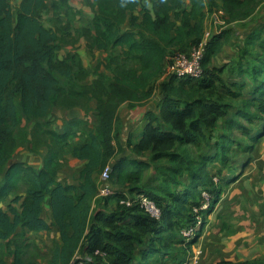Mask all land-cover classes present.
Listing matches in <instances>:
<instances>
[{"label":"trees","instance_id":"obj_1","mask_svg":"<svg viewBox=\"0 0 264 264\" xmlns=\"http://www.w3.org/2000/svg\"><path fill=\"white\" fill-rule=\"evenodd\" d=\"M221 1V8L235 20L251 15L257 0ZM91 5L96 11L90 47L106 51L120 47L122 51L107 57L113 67L112 75L98 72L91 85L81 86L78 78L82 77L84 66L77 53L63 57L59 54L65 39L57 28L64 16H75L71 0H22L17 10L10 0H0V240L6 244L10 264H41L26 259V248L37 244L28 241L25 234L42 232L51 225L57 227L61 242L50 251L49 264H71L78 253L92 256L94 264H169L168 256L180 261L179 256L190 251L201 233L187 242L181 230L195 223L194 209L205 201L203 193L198 200L191 189L206 180L204 170L209 167L192 165L191 159L176 152L177 148L200 144L204 159L228 167L226 148L219 140L224 134L220 121L240 114H236L237 106L229 108L222 101L223 95L232 94L244 106L254 107L264 115V58L260 61L262 66L255 64L247 71L254 84L251 97L246 99L240 91L225 84L220 74L222 68L209 67L225 38L224 32L213 35L203 61V78L170 76L160 83L159 115L148 112L149 122L133 147L138 156L123 154L116 158L110 179L114 192L98 197L95 176L102 173L121 149L117 143L120 105L128 102L131 107L153 96L156 81L165 73L170 49L178 47L177 51L189 52L199 44L205 32L206 3L205 0H96ZM46 10L53 13L47 21L56 28L46 25L43 17ZM263 27L264 23L256 37L261 36ZM63 29L69 30L70 26ZM261 46L264 48V40ZM63 81L70 83L68 90L61 85ZM232 83L244 86L237 81ZM256 93L258 96H254ZM16 94H19L18 104ZM61 95L67 96L69 107L73 106L70 100L74 98L97 100L98 124L86 128L84 141L72 147L74 156L85 161L78 184L58 179L65 160L63 151L74 132L70 127L57 132L44 126ZM240 111L244 116L249 115L246 110ZM23 115L35 120L40 130L39 142L51 140L50 153L38 170L22 162L9 164L16 148L14 130ZM246 119L254 123L247 131L248 140L258 141L264 134V118ZM229 122L237 123L233 118ZM145 153L149 154V160L140 158ZM162 159L175 164L171 167V179L176 187L173 191L159 182L156 172L155 177L144 181L145 170ZM231 161L238 163L235 158ZM218 170L222 173L221 167ZM24 176L27 177L25 193L16 194L7 209L4 208L3 202L15 192ZM219 177L216 173L213 180ZM223 189L221 181L217 186L204 188L211 196V209L201 211L205 224ZM138 194H147L156 202L163 212L161 219L151 217L138 203L121 202ZM47 199L51 224L43 217ZM94 199L97 208L92 205ZM20 201L19 209L15 204ZM19 227L21 231H17ZM97 250L105 252L106 258L95 254ZM0 264L6 261L0 259Z\"/></svg>","mask_w":264,"mask_h":264},{"label":"crops","instance_id":"obj_2","mask_svg":"<svg viewBox=\"0 0 264 264\" xmlns=\"http://www.w3.org/2000/svg\"><path fill=\"white\" fill-rule=\"evenodd\" d=\"M221 2V0H205V28L208 24L209 8L214 9V6L221 4ZM19 5L20 4L16 5L17 9ZM71 5L75 12V16H72V18L64 16L59 21L60 29L59 27L57 28L58 32H60L59 34L65 39V43L59 54L60 57H63L71 52L77 53L84 66L83 75L81 78H78L79 84H81V86H89L93 83L94 79H96L98 72L106 71V73H109L102 61L111 53L119 54L122 50L120 47H115L109 51L97 47H90L93 41L92 37H90V33H94L93 17L96 8L86 2L82 3L80 6H76L71 1ZM52 16V12H49L48 16L43 15V17L48 18ZM225 17H228L227 12H225ZM45 23L48 26L55 27V25L49 21L45 20ZM262 23H264V19L261 18L248 28L236 31L226 30L224 32V37L226 42H228L223 44L218 52L219 54L217 53L213 58V64L216 67L224 68L222 78L225 84L228 85L229 88L238 87L239 91L246 99L251 97L254 84L252 76L248 74L247 71L255 64L263 65L260 61L264 58V48L261 46V42L264 40V27L261 29V36L256 37L257 33L260 32L259 27L262 26ZM66 26H70V29H63ZM260 53L262 56H258ZM234 81H237V83H244V86L239 87L232 83ZM254 96H258V93ZM152 98L153 97H150L147 100L137 102L131 107L128 102H125L127 106L123 108L121 112L119 109L120 118H118L117 122V143L121 145V149L118 151L115 158L109 161L110 164H113L116 158L123 154H128L132 157L138 156L133 147L140 140L142 132L149 122L148 112L152 111L159 115L160 111L161 94ZM70 102H73V106L71 107L54 106L47 118L48 122L47 124L45 123L44 126L46 129H53L57 132H59L58 128L65 131L70 127L72 133L74 132L68 147L63 151L65 160L63 166L59 170L58 179L64 183L78 184L79 172L84 167L85 161L74 156L72 147L84 141L85 134L88 132L85 128H93L98 124L99 118L96 114L97 100L95 98L90 100L74 98L70 100ZM142 105L150 109L137 124L133 123L129 138L127 139V144H123L120 139V134L124 127L130 124L134 119L131 118V111ZM125 120L128 121L127 125L126 123L124 125ZM78 122H81V124H77ZM161 124L164 125L166 129L169 128L163 121H161ZM18 126L19 128H15L14 130L16 148L11 155L9 164H12V160L24 159L22 162L23 164L37 170L41 169L44 165L45 158L50 153L49 146L51 140L48 139L47 142H39L40 130L36 128L35 120L27 119L24 115ZM263 136L264 134L258 141L248 140V150L242 149V151H240V148L234 149V153L229 160V171L226 167L215 165L217 171H219V167L222 168L221 184L224 189L221 197L215 204V207L209 212L206 224L198 239L192 244L190 251L180 255L179 257L182 258L180 261L173 260L171 256H168L167 260L169 264H188L192 253L196 250H200L196 264H218L222 261H231L235 264H264V164L260 158L258 159V155L257 157L253 156L255 145L261 142ZM43 139L45 140V137ZM129 139L130 143L128 142ZM261 151L264 154V143L262 144ZM246 152L248 155L249 152L252 153V155H249V158L250 160L256 161L255 163H250L251 165L248 166V168L246 166L241 168L236 161L235 163L231 161L233 158L239 161L241 153L245 155ZM140 158L149 160V154L145 153L141 155ZM262 158H264V156H262ZM154 172L153 167L147 168L144 174V181L149 180L151 176L155 177ZM236 176L237 178L232 180ZM95 180L99 186V190L107 183L102 180L101 174L96 175ZM153 182L154 181L151 183ZM158 183L159 182H157V185ZM26 188L27 177L24 176L15 192L9 194L6 201L3 202V207L7 209L15 195L24 194ZM96 200L97 199L93 200L92 205L97 208ZM15 205L20 209L21 201ZM43 217L47 223H52L53 219L48 199L44 204ZM17 231H21V227H19ZM25 238H27L28 241L36 243L41 251L46 253H49L55 245L61 242L59 231L55 225H51L49 229L39 233L26 231ZM6 252V244L0 240V259H4L6 264H10L11 257L6 254ZM43 264H49V259Z\"/></svg>","mask_w":264,"mask_h":264},{"label":"rangeland","instance_id":"obj_3","mask_svg":"<svg viewBox=\"0 0 264 264\" xmlns=\"http://www.w3.org/2000/svg\"><path fill=\"white\" fill-rule=\"evenodd\" d=\"M22 0H11L12 4H13V8L14 10H17L16 5L20 4ZM73 4H75L76 6H80L82 3L85 2V0H71ZM86 2H88L89 4H96V0H86ZM117 6V5H116ZM255 9L254 11L251 13V15H249L248 17L245 18H240V19H235L232 20L229 15H228V19L226 18L227 24L226 26L222 29V32H225L226 30H239V29H244V28H248L249 26H251L252 24L256 23L259 21V19H264V0H257L254 3ZM221 4L215 5L214 9L213 8H209V14H208V24L206 26V30H210L212 36L216 35L215 30H216V26H214V22H213V17H214V13L216 12V10L218 9H222L221 8ZM117 9V8H116ZM139 11L136 10V14H138ZM49 12L46 10L44 11V16H48ZM44 19L47 21L48 17H44ZM213 23V24H212ZM122 26V25H121ZM125 26V24L123 25V27ZM221 32V33H222ZM219 34V33H218ZM222 46L223 44H226V39L223 38L222 39ZM221 46V47H222ZM178 47L170 49L169 50V54L167 57V61H166V68H168V66L170 65V63L172 62L173 57L175 56ZM219 54V53H218ZM217 55V54H216ZM215 55V56H216ZM214 56V57H215ZM258 56H262V54L260 53ZM213 57V58H214ZM102 63L106 65V70L109 73H106L107 75H112V70L113 67L111 65H109L108 63V58L104 59L102 61ZM131 66H133V62L131 63ZM210 68H218L213 64V59L211 61V63L209 64ZM224 69V68H222ZM106 72V71H103ZM167 69L165 70V73L156 81V89L155 92L153 94V98L157 97L158 95H160V83L165 80L166 78V73ZM57 74V73H56ZM61 74V73H59ZM221 77H222V73ZM62 75V74H61ZM76 71H74V75L73 77L76 78ZM203 78V77H202ZM200 78V79H202ZM199 79V80H200ZM61 85L65 88V90H68L71 86L70 83L67 81H63L61 83ZM233 88V87H232ZM234 91L238 92L239 89L234 88ZM67 96L66 95H61L58 103L56 106H65L68 107L66 105V99ZM152 98V99H153ZM69 101V100H68ZM222 101L224 103H226L227 105H229V108H231L230 106H237L239 108L238 111H236V114H240V115H234V117L232 116L231 118H233L237 123L235 122H229L231 120L228 119L225 122H222V128L221 130L224 131V134H222L219 138V140L224 144L225 148H226V152H227V160L229 163V160L231 158V156L234 153V149L235 148H241L244 150H248L247 148V144H248V137H247V131H250L251 128H253L254 123L250 122L248 119L246 118H254L255 121H258V119L260 118H264V115H261L260 113H258L256 111V109L254 107H247L244 106V102L241 101H237L236 97L232 94H224ZM15 102L18 104L19 102V94L15 95ZM65 104V105H64ZM120 112L121 110H123V108H125L127 106V103L123 102L121 105ZM150 109V108H149ZM148 107L145 108L144 105H142L141 107H137L135 108L133 111H131V118H134L130 124L127 125L128 121L125 120L124 125L126 123V127H124L122 133L120 134V139L122 141L123 144H127V139L129 138V133L131 131V127L134 124H137L139 122L140 119H142L147 111L149 110ZM246 110L248 112V116H244L241 114L240 110ZM244 112V111H242ZM18 115L21 116V112L18 111ZM20 118V117H19ZM16 128H19V126H16ZM86 129V128H85ZM220 130V131H221ZM59 132H63L64 130L61 128H58ZM264 143V136L261 139V142H259L258 144L255 145V148L253 150V156L258 155V159L260 158L262 163L264 164V158H262V156H264V154L262 153L261 149H262V144ZM226 144V145H225ZM252 149V148H251ZM180 154H182L184 157H187L189 159L192 160V165L194 166H198V165H202L204 167L208 166V168H206L204 170V174L207 175L205 176L206 180L204 182H201V184L199 186H196V188H192L191 190H193V194L195 196L196 199L199 200L201 194L204 192V188L206 187H211L212 185H218V183L222 180L221 177V173H218L219 171H217L216 166L214 165V161L212 160H208V159H204V155H202V145L200 144H189V145H184L181 146L180 148H177V151ZM251 152V151H250ZM249 152V155H252V153ZM248 153L246 152L245 155L243 153H241V157L240 160L238 161V164L240 165V167H244L246 166L248 168V166H250V163H255L256 161L254 160H250ZM220 156H222V153H220ZM204 160V161H203ZM250 160V161H249ZM23 160H12L11 163L14 162H23ZM203 162V163H200ZM245 163V164H244ZM175 165L172 162L168 161V159H162L156 162L151 163V167L154 168V171L156 172V178L159 179V182L164 186V187H169L170 190H175V186L173 183V179H171V167ZM226 169L229 171L230 167H226ZM208 170H212L213 173H207ZM218 174V176H220L217 181L213 180V178L215 177V174ZM202 190V192H201ZM81 255V254H80ZM50 257V252L46 253L41 251V249L37 246V247H28L26 248V259L29 261H36L39 262L41 264H43L44 262L47 261V259H49Z\"/></svg>","mask_w":264,"mask_h":264},{"label":"built area","instance_id":"obj_4","mask_svg":"<svg viewBox=\"0 0 264 264\" xmlns=\"http://www.w3.org/2000/svg\"><path fill=\"white\" fill-rule=\"evenodd\" d=\"M213 22L214 26H216L215 34L221 33L222 29L227 24L225 11L223 9L216 10L214 13ZM211 37V31L205 29L203 38L198 45L194 46L189 52L177 51L172 59V62L168 68H166V77L174 76L178 79L182 77H191L194 79L201 78L204 74L203 61L208 50ZM112 170V164L108 163L101 173L102 180L107 183L100 188L99 197H106L114 192L110 183ZM203 195L205 198L203 205L194 209L196 214L195 223L181 230V233L183 237L186 238L187 242L194 240L198 236V233L203 229L205 224V216L204 213H201V211L205 212L211 209V196L209 192L204 191ZM121 202L127 205L138 203L142 208H144L146 213L155 219H161L163 215L161 208L147 194H138L134 199L127 197L122 199ZM199 253L200 250H196L194 253H192L188 264H196ZM95 254L103 256L104 259L106 258V253L103 251L97 250ZM71 264H94V260L92 256H83L82 254L80 255V253H78L72 260Z\"/></svg>","mask_w":264,"mask_h":264}]
</instances>
